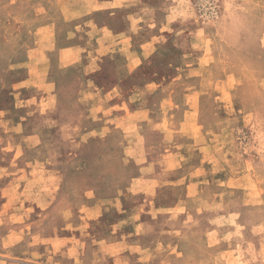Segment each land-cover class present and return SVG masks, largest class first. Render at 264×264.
<instances>
[{
	"label": "rangeland",
	"instance_id": "rangeland-1",
	"mask_svg": "<svg viewBox=\"0 0 264 264\" xmlns=\"http://www.w3.org/2000/svg\"><path fill=\"white\" fill-rule=\"evenodd\" d=\"M0 111V264H264V0H0Z\"/></svg>",
	"mask_w": 264,
	"mask_h": 264
},
{
	"label": "crops",
	"instance_id": "crops-1",
	"mask_svg": "<svg viewBox=\"0 0 264 264\" xmlns=\"http://www.w3.org/2000/svg\"><path fill=\"white\" fill-rule=\"evenodd\" d=\"M98 30L102 31L103 33L106 32V29H98ZM77 49H78V47H71V48H68V49L62 51V53L67 55V56H69L71 54L72 55L74 54V57H70L69 56V62H67L66 64H63V67H69V66L77 65V61H79V58H76L77 57ZM38 50L39 49H36L35 52L38 51ZM70 59H71V62H70ZM29 64H31L33 67H41V66H45V65L49 66L50 65V60L48 58H46V57L42 58L41 57V53L40 52H36V53H34L33 58L30 59V62L28 63V65ZM105 114H106L105 108H102V110L99 109V108L97 109L96 116H98V119L104 120L105 119V116H104ZM144 114H145L144 112L140 113L136 109H133V111H130V113L128 112L125 116L121 117L122 121H123V125L125 127H127V128L130 125L136 126L135 123H137V121H135V120L138 119L140 117V115H144ZM119 121H121V119H119ZM4 126H5L4 125V114H3V112L0 111V130H2V128ZM7 159L8 158H0V172L1 173H2L3 170L7 171V165L9 163V160H7ZM19 161L20 160L16 161V164ZM23 163H29V162L26 161V160H23ZM14 166L17 168V170L20 168L19 165H14ZM32 173L34 174V172H32V171H29L28 173H26L27 178L32 177L33 176ZM57 174L58 173H56V172L53 173L51 171H48V175H50V176H53V175L56 176ZM4 178L5 177L3 176V174H0V184H1L0 185V191H1V194L3 193L4 187L6 186V183H3V179ZM130 189L132 191V187ZM156 192H157L156 190L154 192H150L148 190V192L146 191L145 193L149 194V193H156ZM2 197H3V195H2ZM40 203L37 204V207H42L40 205ZM34 208L36 209V206ZM21 233H23V232H21ZM72 236H73V234H64L61 237H58L57 239L58 240H68V238L70 239Z\"/></svg>",
	"mask_w": 264,
	"mask_h": 264
}]
</instances>
